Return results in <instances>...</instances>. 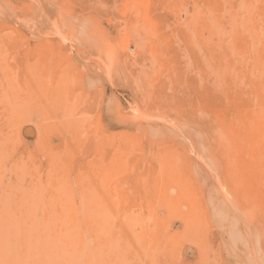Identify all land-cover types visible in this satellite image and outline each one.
Here are the masks:
<instances>
[{
  "label": "rangeland",
  "instance_id": "rangeland-1",
  "mask_svg": "<svg viewBox=\"0 0 264 264\" xmlns=\"http://www.w3.org/2000/svg\"><path fill=\"white\" fill-rule=\"evenodd\" d=\"M247 1L0 0L1 264H264Z\"/></svg>",
  "mask_w": 264,
  "mask_h": 264
},
{
  "label": "bare ground",
  "instance_id": "bare-ground-1",
  "mask_svg": "<svg viewBox=\"0 0 264 264\" xmlns=\"http://www.w3.org/2000/svg\"><path fill=\"white\" fill-rule=\"evenodd\" d=\"M246 5L248 6H252V10H249L248 8H249V6H248V11H253V10H255L253 13H250L249 15L251 16V20H248V21H246L247 19H249V17H247L245 14V21H246V23L248 24V26L250 27V29H249V31H250V33H251V36H254V35H258V36H264V0H248L247 1V3H246ZM247 14L249 13V12H246ZM232 19V18H231ZM231 22V21H230ZM250 22H252V23H250ZM236 24H237V26L239 27V31L241 30V28H240V26H242L243 25V27L245 26L243 23H241L239 20H238V22H235ZM234 23V24H235ZM248 26H247V28H248ZM234 27H235V25H234ZM246 28V29H247ZM244 29H245V27H244ZM238 31V30H237ZM248 32V31H247ZM253 32V33H252ZM249 33V32H248ZM250 36V35H249ZM251 36L249 37V38H251ZM247 37V36H246ZM245 37V38H246ZM250 40H252V41H250V43L252 44V45H250V46H248V47H252L253 49H250V50H252L251 52H252V54L255 56V57H257L256 55L258 54L259 56V60L260 61H262L261 63V65L262 66H259L260 68H256V69H253V71L255 70V73H253V74H250V75H253V79H251V81H252V83H255L256 85H258L257 86V88H255V91L253 90V89H251V96H253V98L252 97H250V94H249V97L251 98V99H255L256 101H257V108H258V110L257 111H254L253 109H251V110H253V111H250V120H248V121H252V120H255V121H259V122H261L262 124H264V44H262V45H259L260 44V42H258L257 40H255V39H250ZM243 41V40H242ZM254 42H256V43H254ZM246 45V44H245ZM248 45V44H247ZM262 47H263V51H260L261 49H262ZM250 52V51H249ZM252 54H250V55H252ZM253 56V57H254ZM254 57V58H255ZM258 57H257V59H258ZM256 61V60H255ZM257 63H258V61H256ZM245 65V64H244ZM262 67V68H261ZM244 69V68H243ZM252 69V68H251ZM249 72H250V69H249ZM249 72H247V73H249ZM250 73H252V72H250ZM252 88H254V87H252ZM3 89V88H2ZM11 90V89H10ZM1 91V90H0ZM4 91V90H3ZM18 93V92H17ZM3 94V93H2ZM15 94V93H14ZM7 95H8V93H7ZM6 96V95H5ZM13 96V95H12ZM0 97H1V94H0ZM3 97V96H2ZM1 97V98H2ZM10 97V96H9ZM14 97V96H13ZM7 98V97H6ZM11 98V97H10ZM3 99V98H2ZM255 100H253V101H250V102H254ZM16 101V100H15ZM15 101H13V102H15ZM5 103V102H4ZM3 103V104H4ZM8 103H9V101H8ZM16 103H17V101H16ZM16 103H15V105H16ZM255 103V102H254ZM253 103V104H254ZM6 105V104H5ZM14 105V106H15ZM254 106V105H253ZM17 107V106H16ZM15 107V108H16ZM255 107V106H254ZM14 108V109H15ZM8 109V108H7ZM11 109V108H10ZM234 109V108H233ZM10 111V110H9ZM12 111V110H11ZM242 114H243V112H242ZM239 115V114H238ZM244 120H245V118H242V117H240V121L241 122H244ZM247 121V122H248ZM247 122H246V125H247ZM257 123V122H256ZM250 128H253V127H250ZM257 129V128H256ZM253 130V129H252ZM256 132V131H255ZM257 134H258V136H264V125H263V127L261 128V129H259V132H257ZM2 139V138H1ZM3 141H4V138H3ZM3 141H2V146H3ZM6 141V140H5ZM5 143V142H4ZM1 149V148H0ZM0 153H2V152H0ZM1 155V154H0ZM4 155V154H3ZM3 155H1V157L3 156ZM2 161H4L3 159H2ZM19 166V165H18ZM16 169H20L19 167H17ZM2 170H4V169H2ZM14 171V170H13ZM19 171V170H18ZM5 172V171H4ZM15 174V173H14ZM28 174V173H27ZM16 176V175H15ZM18 176H19V174H18ZM20 177V176H19ZM24 178V177H23ZM24 181V180H23ZM12 182H14V181H12ZM30 182V181H29ZM10 184V183H9ZM17 184H18V182H17ZM20 184H22V183H20ZM31 184H32V182H31ZM56 184V183H55ZM26 185V184H25ZM11 186H14V185H12L11 184ZM11 186H10V189H12L11 188ZM34 186V185H33ZM32 185H31V187H33ZM42 186V185H41ZM59 186H64V185H61V184H59ZM39 187V186H38ZM53 187H55L53 190H55V191H57L58 190V188H57V185L55 186H53ZM52 187V188H53ZM64 187H66V186H64ZM64 187H62V189L64 188ZM24 188V187H23ZM49 188H51V187H49ZM6 189V188H5ZM27 189V188H26ZM29 189V188H28ZM33 189V188H32ZM3 190H4V188H3ZM16 190V189H15ZM24 190V189H23ZM36 190V192H38L37 191V189H35ZM86 190V189H85ZM13 191V190H12ZM28 190H26V192H27ZM30 191H31V193H34V192H32L33 190H31L30 189ZM41 191V190H40ZM60 191V193L58 194V195H60L59 197H60V202L62 203L60 206V209H63V210H59V213L61 212V217L62 218H70V219H73V220H75V221H72V222H70L69 223V225H65V226H61L60 227V231H62V232H64V233H66V234H78V233H80L81 234V232L83 231V229H85V230H87V231H90V232H92V231H94V232H96L95 234H94V237H89V238H80V239H78V238H72L71 240L69 239V237H68V239H65V241L66 242H68V244H64L63 245V248H64V250H63V257H64V262H68V263H66V264H76L77 262H82V256H81V254H80V247H82V246H92V245H95V244H98L100 241L97 239V234H98V226H96V224H94L92 221H85V224L83 225L82 223H81V221H80V218H81V216L82 215H84V216H87V217H91L92 215L90 214L91 213V211L89 210L88 211V208H87V210H83V211H81V207H80V205H82V204H80L79 206H73L72 204H71V202L68 200L69 199V197H67L68 199H66L65 197H66V195H65V193L64 194H62L63 193V190H62V192H61V190H59ZM87 191H89V189L87 190ZM3 192V191H2ZM13 192H15V191H13ZM22 192V191H21ZM64 192H65V190H64ZM90 192V191H89ZM9 193V192H8ZM20 193V192H19ZM28 193H29V191H28ZM30 193V194H31ZM53 193L55 194V193H57V192H54L53 191ZM11 194H12V192H11ZM30 194L28 195L27 194V196L29 197L30 196ZM88 194V193H87ZM90 194V193H89ZM4 195H5V193H4ZM22 194H20L19 196H21ZM56 195V194H55ZM25 196V195H24ZM34 196H36L35 194H34ZM52 196H54V195H52ZM68 196V195H67ZM92 196V195H91ZM95 196H97V195H95ZM58 196H55V200H57L56 198H59ZM18 198V197H17ZM20 198V197H19ZM22 198V197H21ZM33 198V197H32ZM13 199V198H12ZM88 199H91L90 198V196H89V198ZM8 200V199H7ZM22 200H25V199H23L22 198ZM31 200V199H30ZM30 200H29V202H30ZM39 200V199H38ZM5 201H6V199H5ZM26 201V200H25ZM54 201V200H53ZM91 201V200H90ZM32 202V201H31ZM87 202H89V200H87L86 199V202H84V205H85V203H87ZM7 204H8V202H6ZM19 203V202H18ZM22 203V202H21ZM28 203V202H27ZM50 203V202H49ZM54 203V202H53ZM15 204V203H14ZM17 204V203H16ZM20 204V203H19ZM22 205V204H21ZM47 205H49L48 203H47ZM46 205V206H47ZM9 206V205H8ZM7 206V207H8ZM17 206H18V204H17ZM24 206V205H23ZM23 206H21L22 208H23ZM25 206H26V204H25ZM44 207V206H43ZM51 207V206H50ZM27 207H25V209H26ZM24 209V208H23ZM24 209V210H25ZM58 209H59V207H58ZM84 209H86V208H84ZM30 212H31V208H30V210H29ZM46 211V210H45ZM18 212V211H17ZM26 212V211H25ZM49 212H51L50 210H49ZM27 214V213H26ZM47 214V213H46ZM20 215V214H19ZM19 215H17V216H19ZM56 215V214H55ZM8 216V215H7ZM6 216V217H7ZM21 216V215H20ZM48 216H49V214H48ZM58 216V215H57ZM9 217V216H8ZM12 217H13V215H12ZM14 217H16V216H14ZM22 218H23V216H21ZM11 218V217H10ZM25 218H27V217H25ZM15 219H18V218H15ZM19 219H21L20 217H19ZM12 222H13V219H12ZM20 222H21V224H23L22 222H23V220H20ZM19 222V223H20ZM9 223V222H8ZM13 223H16V222H13ZM39 223V222H38ZM18 224V223H17ZM16 224V225H17ZM4 225V224H3ZM10 225H12L11 223H10ZM6 229V228H5ZM53 229V228H52ZM59 229V228H58ZM59 231V230H58ZM59 231V232H60ZM100 233V232H99ZM14 234V236H15V232L13 233ZM79 234V235H80ZM9 236H11V235H8V237ZM1 239H2V237H1ZM23 239V238H22ZM32 239H34V238H32ZM11 240V239H10ZM19 239H17V241H18ZM31 240V239H30ZM20 241V240H19ZM71 241V242H70ZM31 242V241H30ZM60 243L59 244H63L64 243V240H60L59 241ZM74 242V243H73ZM10 243V242H9ZM20 243V242H19ZM42 243V242H41ZM6 244V243H5ZM32 244V243H31ZM34 244V243H33ZM15 245V244H14ZM44 245V244H43ZM31 246V245H30ZM1 247V246H0ZM21 247H24V246H21ZM28 247V246H27ZM35 247V246H34ZM47 247V246H46ZM6 248V247H5ZM7 248H9L8 247V244H7ZM6 248V249H7ZM16 248V247H15ZM24 248H26V247H24ZM38 248V247H37ZM39 249V248H38ZM23 250H25V249H23ZM23 250H21L20 249V251H23ZM29 250V249H28ZM36 250V249H35ZM40 250V249H39ZM13 252H14V250H13ZM22 253V252H21ZM11 253H9V256H10V258L12 257L11 255H10ZM23 254V253H22ZM19 255V254H18ZM42 255V254H41ZM17 256V255H16ZM15 256V257H16ZM20 256V255H19ZM21 256H23V255H21ZM43 257V256H42ZM24 259H26V257H24ZM23 259V260H24ZM43 259H44V257H43ZM2 261V260H1ZM5 261V260H4ZM14 261H15V258H14ZM24 263V262H23ZM1 264V263H0ZM3 264V263H2ZM19 264V263H18ZM77 264H79V263H77ZM80 264H82V263H80Z\"/></svg>",
  "mask_w": 264,
  "mask_h": 264
}]
</instances>
